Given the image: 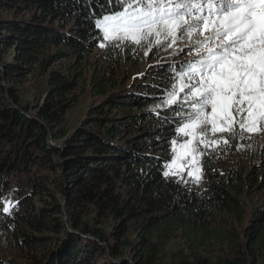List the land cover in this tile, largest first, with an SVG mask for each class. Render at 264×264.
I'll return each instance as SVG.
<instances>
[{"label":"trees","instance_id":"1","mask_svg":"<svg viewBox=\"0 0 264 264\" xmlns=\"http://www.w3.org/2000/svg\"><path fill=\"white\" fill-rule=\"evenodd\" d=\"M119 7L0 0V200L15 205L12 215L0 212V233L18 249L50 243L31 264H264V206L248 218V175L220 174L208 159L204 196L164 177L171 152L156 155L155 146L186 107L157 109L144 78L126 88L114 65L92 62L103 41L95 18ZM170 57L156 74L177 83L168 65L180 64ZM88 70L92 95L122 115L94 109V128L72 134L67 113ZM34 77L43 100L25 103L16 86Z\"/></svg>","mask_w":264,"mask_h":264},{"label":"snow or ice","instance_id":"2","mask_svg":"<svg viewBox=\"0 0 264 264\" xmlns=\"http://www.w3.org/2000/svg\"><path fill=\"white\" fill-rule=\"evenodd\" d=\"M119 4L117 11L95 18L103 41L146 45L148 50L184 41L185 54L194 55L175 68L168 65L178 82L165 86L161 107L176 111L182 102L187 110L176 112L181 117L175 121L176 131L185 139H172L173 156L163 176L199 183L203 175L199 156L204 154L198 152L200 145L204 149L219 147L221 141L228 145L225 134L244 139L246 133L264 132V0H119ZM14 207L11 200H0V212L12 215Z\"/></svg>","mask_w":264,"mask_h":264},{"label":"rangeland","instance_id":"3","mask_svg":"<svg viewBox=\"0 0 264 264\" xmlns=\"http://www.w3.org/2000/svg\"><path fill=\"white\" fill-rule=\"evenodd\" d=\"M31 14L33 15V13ZM102 42L105 43V47H98L93 54L92 62L97 65L99 64L100 67H104L106 63L114 65L116 69L113 68V70L115 71L116 78L119 82H126V88H134L136 85L135 81L138 79L140 81L145 80V84L142 87L143 92L148 96H154V103L157 105V109L158 106L161 107L166 97V91H164L165 86L172 85L174 82L171 81L170 77H166L162 73L156 74V70H161L163 65L171 59L170 56L172 55L175 56V60L178 61L179 64L194 59V55L185 54L188 52V48L185 46L184 41H180L171 48L154 45L151 50H148L146 45L143 47L125 44L117 46L116 43ZM179 49H183V51H179ZM145 51H148L147 56L145 55ZM127 55L129 58H127ZM152 59L153 61H151ZM91 72L92 70L86 71L83 78L79 81L75 94L77 102L67 113L66 128L72 134L82 128L87 131L94 128L92 118L97 117L95 114L91 115L94 109L100 110V108H102L100 111L109 113L108 115L112 117L122 115L114 106H111L107 96L96 97L92 95L90 85ZM155 75H158V77L156 78ZM129 77L131 80L127 82ZM29 79V82H20L21 84L16 86L19 90V94L22 96L21 99L24 100L25 103L33 102L36 104L38 101L42 102L43 88L39 86L40 79L35 77ZM166 107L168 106H163L161 108L164 110ZM154 109L155 107H151L152 111ZM35 113L36 110H32V115ZM165 126L166 125H161L157 128L163 130ZM225 135L230 141L228 145H224L221 141L219 147L213 145L211 148L204 149L203 145L199 146L198 152L204 153L199 156V166L203 170V175L199 183L194 179H188L187 183H180H183L190 192L194 191L202 196L209 195L207 175L204 169L205 161L210 159L213 170H217L220 174H225L227 170L231 168L238 167L242 169L245 175H248L244 183V200L248 205L247 213L249 218L256 208L264 206V132L253 134L246 133L244 139H241L239 135L236 139H232L228 134ZM128 138H130V136ZM172 139L182 141L185 138L179 134L175 128L166 130L162 136L158 138V145L155 146L157 151L156 155H163L166 150L165 148L168 147L167 149L171 152L172 159ZM165 170H167V163L164 166V171ZM167 178L176 180L171 176ZM248 218L245 223H249L250 220ZM103 225L104 224L100 223L98 226L101 229L108 228L106 226L107 224ZM50 245V243L46 242L40 247L25 245L18 249L11 245L8 237L0 233V263L31 264L32 256L34 254H37L39 257L43 256L44 250L47 251ZM175 246L177 247V245ZM126 258L131 259L130 257Z\"/></svg>","mask_w":264,"mask_h":264}]
</instances>
